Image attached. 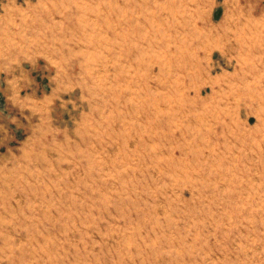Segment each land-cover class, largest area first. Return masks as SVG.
<instances>
[{"label": "rangeland", "instance_id": "1", "mask_svg": "<svg viewBox=\"0 0 264 264\" xmlns=\"http://www.w3.org/2000/svg\"><path fill=\"white\" fill-rule=\"evenodd\" d=\"M0 264H264V0H0Z\"/></svg>", "mask_w": 264, "mask_h": 264}]
</instances>
